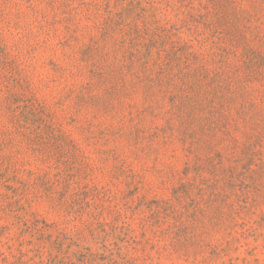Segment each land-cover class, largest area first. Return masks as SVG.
<instances>
[{
	"label": "rangeland",
	"instance_id": "374dc122",
	"mask_svg": "<svg viewBox=\"0 0 264 264\" xmlns=\"http://www.w3.org/2000/svg\"><path fill=\"white\" fill-rule=\"evenodd\" d=\"M0 264H264V0H0Z\"/></svg>",
	"mask_w": 264,
	"mask_h": 264
}]
</instances>
